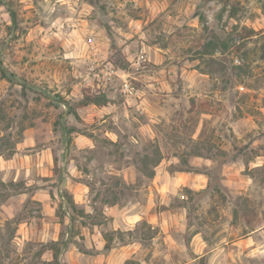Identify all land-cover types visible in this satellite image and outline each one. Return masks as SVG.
<instances>
[{
    "label": "clouds",
    "instance_id": "1",
    "mask_svg": "<svg viewBox=\"0 0 264 264\" xmlns=\"http://www.w3.org/2000/svg\"><path fill=\"white\" fill-rule=\"evenodd\" d=\"M0 264H264V0H0Z\"/></svg>",
    "mask_w": 264,
    "mask_h": 264
}]
</instances>
